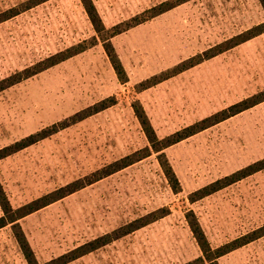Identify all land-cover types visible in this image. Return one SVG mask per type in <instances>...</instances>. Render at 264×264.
<instances>
[{
  "label": "rangeland",
  "instance_id": "rangeland-1",
  "mask_svg": "<svg viewBox=\"0 0 264 264\" xmlns=\"http://www.w3.org/2000/svg\"><path fill=\"white\" fill-rule=\"evenodd\" d=\"M33 1L0 0V18L16 13L0 21V81L70 48H87L0 90V148L51 132L1 158L0 183L13 209L60 188L75 190L0 227V264H28L14 224L37 264H55L104 236L107 243L65 264H189L202 256L187 222L190 211L212 247L264 225V167L190 199L264 159V100L161 151L151 147L134 111L140 105L157 139H164L263 92L264 32L153 83L264 22L259 0H185L152 17L153 7L173 0H92L106 29L101 34L81 0ZM115 27L119 32L111 36ZM106 40L125 80L111 65ZM102 103L107 106L91 112ZM161 153L177 177V192L159 163ZM142 154L107 174L121 158ZM156 213L164 215L122 234ZM217 261L264 264V235Z\"/></svg>",
  "mask_w": 264,
  "mask_h": 264
},
{
  "label": "trees",
  "instance_id": "trees-1",
  "mask_svg": "<svg viewBox=\"0 0 264 264\" xmlns=\"http://www.w3.org/2000/svg\"><path fill=\"white\" fill-rule=\"evenodd\" d=\"M44 0H34L32 4H38L39 2H42ZM185 0H173L171 2L169 1H164L162 2L160 5H158L157 7H153L151 9V14L149 15L150 17L157 15L165 10H168L182 2H184ZM262 9L264 11V0H259ZM82 6L88 16V19L90 20L94 31L97 34H101L102 32L106 31L103 22L96 10L95 5L93 4L92 0H81ZM12 14H16V13H12ZM11 15H4L2 18H0V21L3 19H6ZM148 18V17H146ZM145 18V19H146ZM143 19V20H145ZM119 31L116 29L112 31V35L117 34ZM264 32V22L257 24L256 26H254L251 29H247L246 31H244L242 34L236 35L228 40H226L225 43H222L221 45H217L216 47L210 48L209 50L205 51L202 54H199L196 57H193L187 61H183L181 63H179L171 72H169L168 74L164 75L163 77L160 78H156L153 80V83H156L160 80L166 79L176 73H179L187 68H190L198 63H200L201 61L211 58L212 56L226 50L229 49L237 44H240L244 41H247L261 33ZM105 40V39H104ZM103 47L105 49V52L111 62V65L117 75V77L119 78V80H125L126 78V74L125 71L123 69V66L119 60V57L117 56V54L115 53V51L113 50V47L110 43L109 40L104 41ZM85 48H87L85 45H79L78 47H73L68 49L67 52H60L57 53L56 55L50 57L49 60H46L44 63H39L36 68L34 69H24L22 71V73L24 75H21L22 73H15V75L17 74V76L13 75L11 77H8L6 79H3L2 81H0V90L4 89L7 86H10L18 81H20L22 78H26L29 77L49 66H52L76 53L81 52L82 50H84ZM14 76L16 78H14ZM2 83V84H1ZM264 100V91L260 92L259 94L253 96V97H249L246 99H243L241 101H238L230 106H228L227 108H224L218 112H216L215 114L203 118L202 120L188 126L185 127L184 129L180 130V131H176L175 133H173L172 135L164 138V139H157L154 130L151 126V124L149 123L142 107L139 106H135V115L137 117V119L140 122V125L142 126L146 138L149 141V143L151 144V147L155 150V151H161L163 148H165L166 146L173 144L175 142H178L180 140H182L183 138L194 134L197 131H200L202 129L207 128L208 126L217 123L223 119H226L232 115H235L238 112H241L255 104H258L259 102ZM105 106H107L106 104L102 103L99 107L92 109L93 112H96L97 110L104 108ZM90 112V111H89ZM47 131H40L34 134H30L27 137L23 138L20 141H16L15 143L9 145V146H5L3 148H0V159L3 157L8 156L9 154L24 148L30 144H33L35 142H37L38 140L46 137L48 134L50 133H46ZM147 154H142V155H138L137 157H131L130 155H127L123 158L120 159L119 163H116L114 168L112 169V171L110 170L107 174L115 172L116 170H119L121 168H124L138 160H140L141 158H143L144 156H146ZM159 163L161 164L164 174L167 178L168 183L170 184L171 188L177 192L179 190V182L177 180V177L175 176V173L172 171L171 167L169 166V164L167 163V160L164 158L163 153L160 154L159 157ZM264 167V159L259 160L251 165H248L245 168L239 169L237 171H235L234 173H232L231 175H227L223 178L217 179L214 182L210 183L209 185H206L205 187L198 189L197 191H194L191 195H190V199L191 200H196L198 198H201L207 194H210L218 189H220L221 187L228 185L232 182H235L245 176H247L248 174H251L252 172H255L257 170H260L261 168ZM75 190V188L67 186L66 189L65 188H60L58 189L56 192L53 193H49L46 194L40 198H37L33 201H31L30 203H27L17 209H13L9 203V200L2 188V185L0 183V208L2 210V215L0 216V227L8 224V223H13L14 221H16L20 216H23L25 214H28L38 208H41L59 198H62L63 196H65L68 193H71ZM164 213H156L153 215H149L147 218H139L136 221L131 222L127 227L126 230L122 232V234L127 233L129 231H132L136 228H139L147 223H149L150 221H153L161 216H163ZM187 222L189 225V228L193 234V237L195 238L202 256L198 257L197 259H195L194 261L190 262L189 264H200L198 262V260L201 261H207L208 264H219L217 261V258L228 253L229 251L236 249L248 242H250L251 240H254L262 235H264V225L255 229L254 231H252L250 233V235H243L241 237H238L236 239H233L230 242H227L223 245L217 246V247H212L209 243V241L206 238V235L204 233V231L202 230L196 216L194 215V213L192 211H190L187 214ZM13 233L14 236L17 240V243L21 249V251L23 252V255L27 261L28 264H37L36 259L34 257L33 251L24 235V233L22 232V230L20 229V227L16 224L13 225ZM117 236H119V234L117 233ZM109 240L108 238H106L105 236L101 239H95L92 241H89L85 244H82L74 249H72L69 253H67L66 255H60L59 257H57L56 259H54V261L51 262H55V264H65L67 261L69 260H73L79 256H82L88 252H90L91 250H93L94 248L107 243ZM47 264V263H46Z\"/></svg>",
  "mask_w": 264,
  "mask_h": 264
}]
</instances>
